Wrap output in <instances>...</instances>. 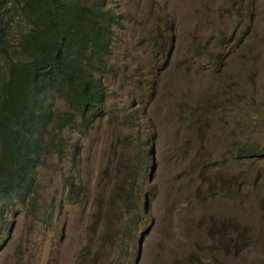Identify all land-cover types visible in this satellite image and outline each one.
Returning <instances> with one entry per match:
<instances>
[{
	"label": "rangeland",
	"instance_id": "1",
	"mask_svg": "<svg viewBox=\"0 0 264 264\" xmlns=\"http://www.w3.org/2000/svg\"><path fill=\"white\" fill-rule=\"evenodd\" d=\"M106 7L104 98L83 120L46 97L44 140L65 148L29 200L0 193V264H264V154L247 155L264 151V0Z\"/></svg>",
	"mask_w": 264,
	"mask_h": 264
},
{
	"label": "trees",
	"instance_id": "2",
	"mask_svg": "<svg viewBox=\"0 0 264 264\" xmlns=\"http://www.w3.org/2000/svg\"><path fill=\"white\" fill-rule=\"evenodd\" d=\"M117 22L106 0H0V193L6 201L29 200L40 156L65 148L53 134L44 140L53 122L49 94L65 99L83 120L98 112L105 87L93 72L103 71Z\"/></svg>",
	"mask_w": 264,
	"mask_h": 264
},
{
	"label": "clouds",
	"instance_id": "3",
	"mask_svg": "<svg viewBox=\"0 0 264 264\" xmlns=\"http://www.w3.org/2000/svg\"><path fill=\"white\" fill-rule=\"evenodd\" d=\"M108 10L113 14V16H116V19L118 18V15L112 11L111 7H108Z\"/></svg>",
	"mask_w": 264,
	"mask_h": 264
}]
</instances>
